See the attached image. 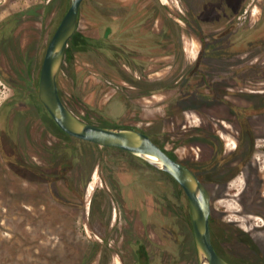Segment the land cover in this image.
<instances>
[{"label": "rangeland", "instance_id": "1", "mask_svg": "<svg viewBox=\"0 0 264 264\" xmlns=\"http://www.w3.org/2000/svg\"><path fill=\"white\" fill-rule=\"evenodd\" d=\"M222 1L236 17L222 7V24L202 32L194 24L199 11H175L179 2L153 30L141 31L126 29L118 12L108 16V0H84L59 89L87 122L152 133L209 189L220 254L235 264H264V0ZM70 4L0 0V20L11 15L10 36L28 35L30 70L43 48L42 67ZM166 17L184 26L181 64L169 55ZM21 64L0 55V166L8 167L14 150L26 174L18 189L0 167V264H134L142 227L152 229L153 264L191 259L196 247L183 188L141 158L56 127L32 93L23 99L40 72L24 74Z\"/></svg>", "mask_w": 264, "mask_h": 264}, {"label": "water", "instance_id": "2", "mask_svg": "<svg viewBox=\"0 0 264 264\" xmlns=\"http://www.w3.org/2000/svg\"><path fill=\"white\" fill-rule=\"evenodd\" d=\"M83 1L71 0L67 13L48 45L39 84L41 102L67 134L102 147L120 148L170 175L189 199L200 264H234L223 257L213 243L212 196L192 168L170 156L148 134L132 128L107 127L87 122L76 116L62 99L59 78L66 49L78 29Z\"/></svg>", "mask_w": 264, "mask_h": 264}, {"label": "flooded vegetation", "instance_id": "3", "mask_svg": "<svg viewBox=\"0 0 264 264\" xmlns=\"http://www.w3.org/2000/svg\"><path fill=\"white\" fill-rule=\"evenodd\" d=\"M171 2H173V3L179 2L178 10H175V11H179V12H184V10H186L188 12L199 11V12L203 13L208 18H214V20H216V18H221L220 17V15L222 13L221 8L224 7V6H222V3L224 2L222 0H181V1L180 0H167V3H164L162 0H119V5L110 4V2L108 0V4H106L105 10H106V14H108V16H112L111 18H114V19L117 18V17H115V14H116V12H118L119 15L117 14V16L119 19L122 18V20H124L123 22H124V25L126 26V29H129V30L139 29L141 31H143V30L149 31L152 29L153 25H155V22H157V20H155V17L152 14L150 15L148 20L143 19V18H145L144 13L149 12V13L154 14V13H157L158 11H162V10L166 11V12H169L170 10L174 11V8L171 7V4H170ZM182 2H183V4H182ZM182 7H184L183 8L184 10L182 9ZM224 8H225L224 12L226 13L229 9H228V7L227 8L224 7ZM233 9L229 10V13H231V15H234V17H236V12ZM108 12H113L114 14L111 15ZM10 16L11 15H9L8 17L6 16L4 18V20H0V55L4 56L5 58L10 59L12 61H14V60L22 61V64H21V72L22 73L30 75L32 72V75L34 73H36V75H37V73L40 72V77H41L42 67H40L39 62L41 61V57L43 55L44 49L42 48L41 50L37 51V53L33 57L34 60L37 62V65L34 67V69L30 70L29 65L27 64V60L30 57V52L28 49V35L23 31H19V32H16L15 36H10L11 31H9V30H10V23L11 22H10V20H8V18ZM125 52H127V51L125 50ZM131 53H132V55L130 58L135 59L136 58V56L134 55L135 52H131ZM45 55H46V53H45ZM45 55H44V58H45ZM43 61H44V59H43ZM17 65H18V63H17ZM18 66H17V68H18ZM42 66H43V64H42ZM33 84H34V86L32 89H29V87L27 86L26 92L23 95V99L29 98L30 93H32V95L34 96V99L36 101L35 104L37 106H41V104L44 106V104L41 102L40 97H39L40 78H39L38 85H37L36 81L33 82ZM44 108L46 109L45 106H44ZM52 119H53V117H52ZM53 121H54V125L56 127H58L59 129H61V127L56 123V121L54 119H53ZM124 128H128V127H124ZM132 129H134V128H132ZM249 136H250V133H249ZM250 137H251V139H254V137H252V136H250ZM82 141H84V140H82ZM85 142H88V141H85ZM88 143H91V142H88ZM91 144H94V143H91ZM94 145L99 146L97 144H94ZM104 148H110V147H104ZM114 148H117V147H114ZM117 149L122 151V152H126L131 156H134L125 150H122L120 148H117ZM21 151L24 152L22 148H21ZM11 152H12L11 155H9L10 159H9L8 167H5V165L0 166V167L3 168V170L6 172L8 177L10 176L9 178L12 180L13 183H15V185H14L15 188L19 189L21 186L20 178H23V177L25 178V176H26L25 166L21 165V163L25 162V159L22 155L15 154L16 151L11 150ZM134 157H136V156H134ZM93 164L94 163H92V165ZM12 165H15V169L13 168ZM90 177L94 178V174L91 173ZM32 182L34 184L39 185L41 183V180H38V179L34 180L33 179ZM16 195H18V194H16ZM14 201H16V200H13V202ZM91 204H92V201H91ZM80 209H83V206L82 207L80 206ZM89 209L91 211V207H89ZM109 209L110 208L108 207V209H106V211L109 212ZM90 211L88 213V218L92 216ZM110 216H111V219L113 220L114 219L113 218L114 213L111 212ZM105 217H107V215H105ZM137 218H138L137 219V221H138L139 216H137ZM191 219H192V217H191ZM141 226H143V225L141 224ZM141 231H142V233L138 235V237L136 238V241H135L136 245L138 246V250L135 251V253H134L135 254L134 264H153L154 259H155L154 256H157V253L154 252L152 255V251H151V249L153 250L152 244L155 241L154 238L150 235V231H152V229L145 230L142 227ZM115 232L116 231H113V233H115ZM120 232H122V230H120ZM212 237H213V235H212ZM158 241H160L161 245H164L163 241H161V240H158ZM108 243H109V240H108ZM111 247L114 248L113 244L111 245ZM154 251H155V248H154ZM195 251L196 252H194V256H192L191 259L190 258L187 259L188 257L185 256L182 259V261L180 262V264H200L197 249ZM105 252H106L107 256L110 257V253L113 251H111L109 248H107ZM113 258H114V260L116 259L115 257H113ZM165 258H167V256ZM164 261H165V259H164ZM109 262L110 261L108 260V263Z\"/></svg>", "mask_w": 264, "mask_h": 264}, {"label": "trees", "instance_id": "4", "mask_svg": "<svg viewBox=\"0 0 264 264\" xmlns=\"http://www.w3.org/2000/svg\"><path fill=\"white\" fill-rule=\"evenodd\" d=\"M222 6H226V5H222ZM105 8V7H104ZM106 9V8H105ZM106 12V11H105ZM163 10L162 11H158L157 13H154V17H155V20H159L161 17L165 16L163 14ZM194 15L196 16L195 19H196V22L194 20V24H195V27L197 28H200L201 31L203 32V30L205 31V29L207 28V32H210V30H212L211 28H215L216 26H220L222 24V21H223V18H216V20H214V18H208L206 17L203 13L201 12H194ZM181 19L188 21V19H186L185 17L183 16H180ZM168 27H169V31L167 32V37H169V40H168V43H170L171 45V52L172 54H169V55H172V56H175L176 57V63H179L181 64L183 58L181 55L182 54V46L180 43H178V38L179 36L181 35V32L183 31L184 29V26L177 20L175 19H172V18H167L165 19ZM189 21L191 22V18H189ZM209 28V29H208ZM184 32V31H183ZM197 71V68L196 70ZM89 122H92V119H88ZM95 124H99L101 126H105V124L103 123H95ZM150 135V137L157 143L160 145V142L158 139H156L152 133H148ZM162 147V146H161ZM165 151L166 149L164 147H162ZM168 153V151H166ZM170 156H172L170 153H168ZM173 157V156H172ZM174 158V157H173ZM216 247V246H215ZM217 249V247H216ZM218 251V249H217ZM219 252V251H218ZM220 253V252H219ZM230 261V260H229ZM235 264V263H234Z\"/></svg>", "mask_w": 264, "mask_h": 264}, {"label": "crops", "instance_id": "5", "mask_svg": "<svg viewBox=\"0 0 264 264\" xmlns=\"http://www.w3.org/2000/svg\"><path fill=\"white\" fill-rule=\"evenodd\" d=\"M250 136L254 137L253 134L250 133Z\"/></svg>", "mask_w": 264, "mask_h": 264}, {"label": "bare ground", "instance_id": "6", "mask_svg": "<svg viewBox=\"0 0 264 264\" xmlns=\"http://www.w3.org/2000/svg\"><path fill=\"white\" fill-rule=\"evenodd\" d=\"M153 158H156V157H153Z\"/></svg>", "mask_w": 264, "mask_h": 264}]
</instances>
